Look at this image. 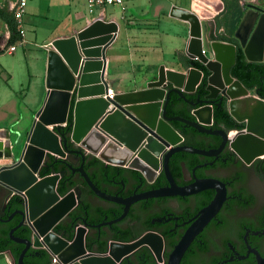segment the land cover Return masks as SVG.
<instances>
[{"label":"water","instance_id":"water-1","mask_svg":"<svg viewBox=\"0 0 264 264\" xmlns=\"http://www.w3.org/2000/svg\"><path fill=\"white\" fill-rule=\"evenodd\" d=\"M247 7L233 37L241 47L245 60L264 62V9L250 4ZM169 15L188 24L184 53L191 61L180 62L182 71L159 68L143 88L112 93L111 97H108L103 72L104 52L117 29L113 21L92 18L70 35L49 42L43 81L44 98L16 151L13 149L17 140L10 138L6 130L0 131V186L19 195L22 201V209L14 210L0 220L7 221L14 214L20 216L19 222L9 229L8 237L23 245L15 260L7 256V261L4 254L9 252L0 251L3 264H22V258L30 247L42 248L49 255H54L57 259L55 264H118L140 246L147 247L156 262L162 261V240L152 232L131 241H109L105 252L97 254L84 246V226L76 227L69 240L54 231L53 227L64 220L80 200L77 189L58 194L56 185L64 171L38 175L49 157L77 172L96 197L122 205L119 216L102 221L103 216L95 225L119 220L128 205L140 198L185 196L213 189V198L197 212L167 255L165 264H178L193 237L221 205L224 188L218 179L211 177H193L189 183L176 185L167 166L170 155L182 151L215 156L224 142V135L220 130H212L210 125L213 107L219 106L222 98L226 99L225 107L234 120L244 123V130L238 136L244 138H236L234 148L238 144L251 151V155L264 154V99L253 90L256 104L245 119L235 118L228 108L229 99L248 93V89L230 75L235 45L207 35L204 41L207 52L204 54L198 17L176 6L170 7ZM192 60L203 66L205 75L201 69L192 66ZM198 85L204 90L202 98L196 92ZM170 92L188 105L191 119L167 115ZM195 93L192 99L186 97ZM216 97L218 101L215 103ZM171 121L182 122L197 132L218 135L220 143L212 149L183 144L182 135L171 126ZM65 125L68 129L66 133ZM250 137L255 139L256 145H253ZM71 156L80 159L78 166H72ZM88 156L95 157L104 166L134 171L137 178L145 182L152 181L158 173H162L167 185L126 197H116L115 193L108 195L100 191L83 170L82 163ZM80 223L86 224L84 219ZM21 225L28 227L29 237L12 235L13 230ZM261 233H264L262 228L248 230L242 237L245 247L242 256L253 252L254 264H264V256H256L254 250L247 246L246 235Z\"/></svg>","mask_w":264,"mask_h":264},{"label":"flooded vegetation","instance_id":"flooded-vegetation-1","mask_svg":"<svg viewBox=\"0 0 264 264\" xmlns=\"http://www.w3.org/2000/svg\"><path fill=\"white\" fill-rule=\"evenodd\" d=\"M198 94L199 98H202L203 94ZM195 95L196 93L190 94L188 99L194 98ZM217 97L214 99L215 103L218 101ZM223 105H226L225 98L220 99L219 106H214L213 109L221 108ZM187 119H191V117ZM241 123L242 127H238L212 121L210 128L220 130L224 135V142L215 156L197 154L199 160L190 169L186 167L184 160L178 161L180 176L172 177L176 185L189 183L193 177H211L218 179L224 188V199L221 205L193 237L178 264L255 263L253 252H248L246 256H242L245 253L242 237L244 232L248 230L260 228L264 230V154L251 155V151L245 150L238 144L234 148L233 143L236 138H239L240 132L244 130V123ZM201 135L208 142V149L215 148L220 143V136L218 135L206 133ZM210 160L212 161L206 163ZM75 161L76 158L72 164ZM160 174L158 173L152 181L145 182L143 179L139 180L133 171L113 169V173L105 179L102 188L99 190L111 196L115 193L116 197L134 195L166 186L167 182L164 178L162 181L158 179ZM117 182L122 184L121 188L120 183ZM213 195V189H205L185 196L168 195L140 198L128 205L122 218L100 225L95 224L101 220L87 221L86 212L73 217L66 216L59 234L69 240L75 228L82 225L85 228L84 242L86 240L94 245H99L105 239L107 242L118 241L115 238L128 236L130 237L129 241H131L144 233L152 232L160 236L162 240L161 262L155 261L147 247L140 246L127 257L122 258L118 264H165L173 245L193 221L197 212L210 202ZM88 200L92 205L99 202L105 205L109 204L111 207L116 206V210L112 211L109 216L105 215L102 221L111 220L122 212L121 204L102 200L94 194ZM5 203L0 206V209L5 206ZM81 219H84L86 224L80 223ZM55 226L53 227L54 231H56ZM69 234L71 237L67 238ZM246 244L254 250L256 256H264V233L247 234ZM169 245L171 247H168ZM28 249H34L35 254L29 256L27 264H40L43 256L37 254L38 248L30 247ZM3 251L9 252L8 250ZM88 251L97 254L105 252ZM4 255L5 257L11 256L10 253ZM48 256L50 257L49 254ZM0 264H3L1 260Z\"/></svg>","mask_w":264,"mask_h":264},{"label":"crops","instance_id":"crops-1","mask_svg":"<svg viewBox=\"0 0 264 264\" xmlns=\"http://www.w3.org/2000/svg\"><path fill=\"white\" fill-rule=\"evenodd\" d=\"M40 1L50 3V0ZM227 1L122 0L120 5L104 6L88 12L84 0H65L66 10L62 18L64 20L55 32L43 37V53L32 55V62L28 53L23 56L15 53L18 47L26 46L29 41L24 35L22 20H20L22 37L19 35L18 39L7 45L10 32L5 20L0 18V131L6 130L10 138L14 137V133L12 134L6 125L13 120L17 121L21 113L19 110L21 104L25 105V111L31 109L27 114H30V119L33 120L35 111L44 98L46 51L52 39L70 35L72 31L80 29L87 21L97 16L103 21H113L117 29L104 52L103 78L107 83V93L136 90L151 81L159 68L182 71L180 62L189 61L184 53L188 39V24L169 15L171 6L187 9L198 17L201 48L205 54L206 36L222 33L220 30L222 27L215 29V20L224 11V3ZM235 1L243 11L242 15L248 9V4L264 9V0ZM14 2L15 0H0V9L8 18L12 17ZM115 6L118 8L117 11L113 8ZM10 45L14 46L12 51L7 50ZM24 82H27L25 90L22 86ZM31 83L39 87L37 99L29 95ZM71 162H74V158H71ZM11 194L0 186V206ZM5 258L8 261V257Z\"/></svg>","mask_w":264,"mask_h":264},{"label":"trees","instance_id":"trees-1","mask_svg":"<svg viewBox=\"0 0 264 264\" xmlns=\"http://www.w3.org/2000/svg\"><path fill=\"white\" fill-rule=\"evenodd\" d=\"M242 13L243 11L240 9L235 0H228L225 2L224 11L215 20V29L217 30L219 27H222L224 32L218 35L210 34V37L212 39L230 42L235 45V59L233 65L230 68V75L237 79L246 89L256 90L257 96L264 99V62H252L245 60L241 47L239 46L237 40L233 37V32L242 16ZM0 18L5 20L10 32L7 45L12 44L16 39L19 38V34L15 29L13 17H6V15L0 9ZM192 66L201 69L203 75L206 74V70L198 61L192 60ZM196 92L203 94V87L198 85ZM186 97L189 98L190 94L186 95ZM166 111L167 115L170 116L178 115L184 118H190L188 105L181 101L173 92L169 93ZM213 121L214 123H227L231 126L242 127V123L234 120L224 105L221 106V108L213 109ZM170 124L182 135L183 144L196 148L208 149V142L201 135L202 133L200 134V132H197L192 127L186 126L178 121H171ZM64 130L65 133L68 131L66 125L64 126ZM179 160H184L186 167L190 169L194 163L198 162L199 157L197 154H190L182 151L172 153L167 162L168 170L172 177L180 176V168L178 165ZM79 163L80 159L76 158V161L74 164H72V166H78ZM82 168L86 172L91 182L98 189L102 188L105 179L113 173V169H116L112 166H104L103 163L92 156H88L84 159ZM51 171H64L63 175L58 179L56 185L58 194L62 195L69 189H77L79 191V204L73 208L67 216L73 217L77 214H84L86 212L88 217L87 221L96 222L101 220L103 216H109V214H112V211L116 210V206L111 207L109 204L105 205L98 202L95 203V205H92L88 198L93 196V194L80 175L77 172L71 171L69 168H67L63 162L53 161L52 158L49 157L45 165L39 169L38 175L43 176ZM163 178L164 177L161 173L158 179L162 181ZM17 209H22V201L19 195L12 194L7 198L3 209H0V218H5L8 214ZM19 220L20 216L18 214H14L7 221L0 220V251L8 250L14 260L17 258L18 253L22 249L23 245L10 240L8 237V231L14 227L19 222ZM62 223H64V220L57 223L55 226L56 232H61ZM12 235L14 237L27 238L30 235V231L27 226L21 225L13 230ZM70 237L71 234L67 236V238ZM115 239L118 241H129L130 237L125 236ZM106 245V239L99 245H94L93 243L86 240L84 242L86 250H95L98 252L105 251ZM168 247H171V245ZM36 252H38L37 254H42L43 256V260H41L40 264H50V257L44 249H37ZM33 254H35V250L28 249L22 258V264H27L29 261V256H32Z\"/></svg>","mask_w":264,"mask_h":264},{"label":"rangeland","instance_id":"rangeland-1","mask_svg":"<svg viewBox=\"0 0 264 264\" xmlns=\"http://www.w3.org/2000/svg\"><path fill=\"white\" fill-rule=\"evenodd\" d=\"M65 4H66L65 0H57V1L52 0V2L50 0V3L47 4L41 2L40 0H26L25 6L23 8L24 13H22L21 20L25 32L24 35L29 41L26 44V46L22 48L18 47L15 53H19V55L21 56L28 53L29 60L31 62L33 61L32 55L34 54L42 55L43 37H46L49 34L55 32L56 28L60 25L62 20H64L62 18L66 10ZM113 8L115 11L118 10L116 6ZM29 9L32 10L34 9L35 11L34 10L30 11ZM220 30L224 32L223 28H220ZM22 86L23 89L25 90L27 86V82H24ZM248 93L250 96L249 99H251L250 100L251 103L250 108H251V105L253 106L255 103V98H254L255 94L253 90H248ZM38 94H39L38 85L35 84L34 86V84L31 83V90L29 95L35 96L34 98H36L38 97ZM24 108H25L24 104L19 105V110L21 111V113H19V116L17 117L18 118L17 121L13 120L10 124L6 125L7 128H9V130L12 131V134L14 133L13 138L17 140L16 143L14 144V149H13L14 151L18 149L20 143L23 141L24 136L32 123V118L30 119V114L29 115L27 114L28 112L31 111V109L29 111L27 110L25 111ZM249 115L250 112L248 113L247 117Z\"/></svg>","mask_w":264,"mask_h":264},{"label":"built area","instance_id":"built-area-1","mask_svg":"<svg viewBox=\"0 0 264 264\" xmlns=\"http://www.w3.org/2000/svg\"><path fill=\"white\" fill-rule=\"evenodd\" d=\"M87 11L92 12L95 8H102L104 6L109 5H120L122 3V0H84ZM26 0H15L13 9H12V17L15 21V27L20 35L22 37L23 30L21 27V15L23 13V8L25 6ZM94 18H100V17H94ZM101 19V18H100ZM14 49L13 45H10L7 47L8 51H12ZM112 93L108 92V97H111ZM57 262V259L54 255H50V264H55Z\"/></svg>","mask_w":264,"mask_h":264},{"label":"bare ground","instance_id":"bare-ground-1","mask_svg":"<svg viewBox=\"0 0 264 264\" xmlns=\"http://www.w3.org/2000/svg\"><path fill=\"white\" fill-rule=\"evenodd\" d=\"M249 93L242 94V95L239 94V95L229 99L228 108L235 118L243 119V118L247 117L248 113L251 112V109L255 107L256 99H255L254 105L251 106V108H250V104H251L250 100L251 99H249V97H250ZM251 136H253V135H251ZM239 138H241V140H242V138H244V136L239 137ZM250 141L253 142V145L257 144L253 137H250Z\"/></svg>","mask_w":264,"mask_h":264}]
</instances>
